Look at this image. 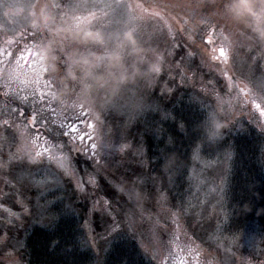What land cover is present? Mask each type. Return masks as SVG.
I'll return each mask as SVG.
<instances>
[{
    "label": "rangeland",
    "instance_id": "374dc122",
    "mask_svg": "<svg viewBox=\"0 0 264 264\" xmlns=\"http://www.w3.org/2000/svg\"><path fill=\"white\" fill-rule=\"evenodd\" d=\"M56 1L0 0V118L15 120L16 113L11 112L10 109L21 108V105L30 103L33 94L36 97L42 95L45 103H50L53 108L65 112L64 115L68 117L83 108L98 115L100 121L113 130L117 126H122V135L133 145L137 161H142L146 167L144 148L132 143L133 140L129 136L132 120L123 111H101L109 104L121 99L138 97L142 91H145V99L148 102L155 96L154 90L156 84L160 83V75L165 77L166 74L168 79L162 81L166 85L162 91L172 93V85L188 88L199 94L204 103L211 105L209 110L219 106L232 120L235 113L234 125L240 126L244 120L249 121L250 106L246 104L243 96L224 95L222 88L224 81L218 69L225 66L235 70L238 75L245 73L257 95L264 96V0H251V3L246 5L237 3V0H229L227 8L222 9L218 4L214 11H208L201 3L202 0H72L65 5V10L62 12L49 9ZM59 11L62 15L69 16L63 19L65 22L62 26L50 22V16ZM79 17L81 21L80 23L78 21V24L81 28L77 30L72 22ZM83 18L87 22L82 24ZM89 25H93L97 31L95 36L100 40L99 42L88 40L86 30L93 29ZM163 32L166 35L170 32L171 39L181 36L185 41L188 40L184 46L194 53L192 57L186 55L182 62L186 66L183 81L175 71H171V64L175 59L174 55L172 57L167 55L171 52L168 50L169 41L167 44L162 43L166 47L165 50H161L157 45L161 43H153L154 39L162 37ZM208 38L214 41L213 46L206 44L205 40ZM111 45L114 47L111 48ZM181 46L183 45L175 47V54L177 50L181 54V50L183 51ZM217 47H224L231 54L230 62L225 66L211 60V57L216 55ZM103 48L108 53L105 55L108 58L102 57ZM198 51L204 54L208 63L201 61V56L196 54ZM258 59H262L260 67L256 66ZM155 68L161 70L159 75L152 70ZM218 94L221 96L215 100ZM149 95L151 98L148 97ZM151 103L149 104L154 107V102ZM25 108L27 109H24L25 115L29 116L30 109L28 106ZM113 114L118 121L109 119L113 118ZM46 115L58 121L63 120V117L51 116V113ZM123 115L122 120L125 122L120 123V117ZM84 119L95 123L91 115ZM65 122L72 121L68 119ZM50 127L56 130L59 124ZM211 159L207 161L196 159L202 162V168L197 172L195 167L193 171L200 173L201 178L207 176L209 180L214 181L211 187L217 190L225 187V191H228L227 177L230 170L227 159H215L212 161V166L207 167ZM17 166L19 169L15 174L23 173L28 167L38 173L55 169L54 165L47 162L32 166L26 164ZM104 175L108 174L105 172ZM84 179L87 180L89 177L85 176ZM91 179L98 181V176L93 174ZM108 179L111 180L112 177L108 176ZM65 181H69L68 178H64L48 190L65 187ZM69 183L77 191L74 183L70 181ZM25 185L23 183V186L21 185L23 191L20 189L18 192L22 204L13 209L21 214L19 227L27 217L23 213V207L29 208L31 198L35 200L33 196L25 193L28 190ZM29 185L30 190L33 186L40 193L46 192L44 188L31 186V183ZM158 187L163 186L158 184ZM84 188L91 196L93 186L85 184ZM150 189L151 185H149L148 199L142 201L143 195L137 196L142 201L145 217L152 218L145 223L151 226L158 220L160 224H164L165 220L161 218L164 214L160 213L157 199H153ZM114 191V189L105 191V194L109 195L107 199L111 200ZM134 192L137 195V189ZM166 194L170 199L172 198L173 203L177 202L170 192ZM78 195L80 199L88 201L91 209L95 202L84 199V193L78 192ZM197 196L198 200H192V207L181 222L187 228L189 235L194 239L198 236L197 243L212 254L208 259L214 257L219 260L227 248H231L238 260H254L260 255V250L264 246L257 244L254 229L248 230L246 234H240L242 247L237 249L224 239L228 233L214 234L213 231L198 226L197 221L202 217L216 216L217 222L223 223L224 217L228 214L226 196L222 200L216 193L206 197L203 191ZM185 206L188 207V204ZM101 207H103L102 203L96 204V208ZM163 207H170V204L164 202ZM107 211L115 215L116 211L122 209L113 204ZM91 213L88 211L84 223L86 236L90 242L91 233L87 230L91 227L90 221L96 228L97 235L102 234L106 221L110 222L104 213L97 212L95 217ZM2 218L0 216V219ZM12 222L15 224L17 220L13 218ZM118 234L132 236L139 244L136 235L122 226L100 244L102 252L109 247L111 238ZM10 237L13 243L17 241L16 236L10 235ZM185 243L187 241L182 235L180 244L183 246ZM142 252L147 260L155 264L149 253L143 249ZM18 257L20 259L19 253Z\"/></svg>",
    "mask_w": 264,
    "mask_h": 264
},
{
    "label": "snow or ice",
    "instance_id": "6c2138e0",
    "mask_svg": "<svg viewBox=\"0 0 264 264\" xmlns=\"http://www.w3.org/2000/svg\"><path fill=\"white\" fill-rule=\"evenodd\" d=\"M205 42L207 45H214V41L210 38ZM172 47H179V45L173 43ZM215 52L216 55L211 57L212 62H218L224 66L230 62L229 50L217 47ZM196 54L201 56L203 63H208L203 53L198 51ZM167 55L172 56V52H168ZM193 55V52H187L188 57ZM183 60L184 57H181L180 61H173L171 64V71H175L182 81L186 70V66L182 63ZM209 66L211 65L209 64ZM218 71L224 81L222 85L224 95L243 96L246 104L250 106L249 121L259 129L261 135H264V96L257 95L245 73L238 75L235 70H230L226 66L219 68ZM219 96L221 95L218 94L216 97ZM197 105L203 109V112L195 111ZM25 106L30 109L29 116L25 115L24 107H21L10 109L11 112L16 113L15 120L0 118V216L3 217L0 219V264H20L18 250L22 245L19 241L13 243L10 237V232L19 227L18 221L21 215L13 211L17 205L22 204L18 198L19 189L16 184L23 186L25 180H30L37 188H44L47 191L48 188L55 187L64 178H68L70 182L74 183L78 192L84 193V199L95 202L89 212L104 213L110 219V222L106 221L104 224V230L100 235H97L92 221H90L91 227L87 228L91 233V243L96 246L98 252L102 250L100 247L102 242L109 239L119 228L125 226L136 235L140 246L150 254L155 264H264V248L260 250V255L254 260H238L231 248L225 249L224 255L219 260L214 257L208 259L212 254L203 249L197 243L199 237L194 239L190 236L187 228L182 224V219L187 216L189 208L192 207V200H198V193L203 191L206 197L216 193L222 200L224 196H227L225 187H220L217 190L210 186L214 181L209 180L207 176L201 178L200 173L193 171V174L188 176L187 193L190 194L187 200L188 207L185 206L183 197L173 203L172 198L170 199L166 194V192L172 191L171 176L167 175L168 187L166 189L158 187L161 177L166 176L162 169V165L167 159L165 152L157 154L153 158L152 167L146 168L142 161H137L133 145L128 143L127 137L122 135V126H117L113 130L100 121L98 115L83 108L71 117L65 116V112L53 108L50 103H45L42 95L36 97L33 94V100ZM210 106V104L201 101L196 94L189 97L188 112L191 119L188 122L193 128L197 129ZM151 107L145 99V91H142L138 97L121 99L109 104L101 111H123L130 120L140 121L150 115ZM46 113H51L53 117H63V120L52 119ZM89 115L93 116L95 123L84 119ZM169 117L170 114L166 116V118ZM234 118L235 113L233 120ZM68 119H71L72 122H65ZM57 123L59 124L58 129L54 130L50 127ZM177 123L182 131H187L183 119ZM152 124L155 126L156 121L153 120ZM202 148L215 149V152L207 154L212 158L207 163V167H211L212 161L219 159L221 155L226 159H230L232 156L231 148H223L221 141L209 143L200 138L191 149L195 159H201ZM79 158H83L87 168L79 166ZM42 162L54 165L55 169L50 172L38 173L28 167L23 173L14 174V169L19 164L32 166ZM181 167H184L183 161L178 169ZM105 172L108 174L107 176L104 175ZM155 173L160 175H154ZM93 174L99 176V182L91 179ZM85 176L89 179L85 180ZM108 176H111L112 179L109 180ZM85 184L93 186L91 196L85 192ZM149 185H151L153 199H157L160 213L164 214L161 217L165 220L164 224H160L158 220L151 226L145 223L146 220L152 219L150 216L145 217V210L141 203L148 199ZM107 189L115 190L111 200L107 199L109 195L105 194ZM135 189H139L143 194L142 201L137 198ZM261 199L264 200V194ZM164 202L170 204V207H163ZM29 203L32 205L31 209L23 207V213L27 217L40 221L48 215L49 205L52 201L45 200L43 204L40 202L33 204L32 201ZM97 203H102L103 207L96 208ZM113 204L122 211H116L115 215L108 212V207ZM259 214L264 216V210H261ZM230 217L231 213L224 217L223 223H219L216 216H205L198 220L197 224L206 230L213 231L214 234L228 233L224 239L239 249L242 247L240 234L229 232L227 229ZM13 218L17 220V223L12 222ZM193 233H195V229H193ZM182 235L187 241L183 246L180 244ZM261 244H264V238H261Z\"/></svg>",
    "mask_w": 264,
    "mask_h": 264
},
{
    "label": "trees",
    "instance_id": "16d2710c",
    "mask_svg": "<svg viewBox=\"0 0 264 264\" xmlns=\"http://www.w3.org/2000/svg\"><path fill=\"white\" fill-rule=\"evenodd\" d=\"M71 1L57 0L49 9L62 12L65 10V5ZM228 2L229 0L201 1L208 11L216 10L218 4L222 9L227 8ZM60 11L50 16V22L57 26H62L65 22L63 19L69 17L68 14L62 15ZM75 20L71 22L78 30L81 28V25L78 24L81 17ZM84 22L87 21L83 18L82 24ZM89 27L93 29L86 30L88 40L99 42L100 40L95 36L97 31L94 26L89 25ZM169 33L166 35L163 32L162 37H157L153 43L167 44L169 41L168 50L172 52V56L174 55V61H180L181 57L185 59L188 50L184 44L188 40L185 41L181 36L180 38L175 37L176 40L171 39ZM173 43L183 45L181 54L178 50L176 54L174 53L176 49L172 47ZM161 44L157 45L161 47V50H165L166 47ZM113 47L111 45V48ZM101 53L102 57L108 58L105 56L108 53L104 48ZM257 63L256 66L260 67L262 59H258ZM166 78V74L165 77L160 75V83L156 84L154 90L155 96L148 101V103L154 102L155 106L151 107L150 115H147L145 119L132 120L129 126V136L133 140L132 143L144 148L147 160L146 168L152 167L153 158L160 152H165L167 159L172 152H176L180 156L184 167L180 169L176 167L170 171L169 176L172 178L170 194L176 201L183 197L185 205H187L190 195L187 193L188 176L193 174L195 167L197 172L202 168V162H198L191 151L192 147L200 140L201 133L188 122L191 119L188 112L189 97L196 93L180 85H178L179 87L172 85V93L162 91V88L166 87L162 81H165ZM168 95H172V97H168ZM196 95L199 96V94ZM148 97L151 98L150 95ZM199 99L202 101L200 97ZM21 107L26 109L23 105ZM195 111L201 113L203 109L197 105ZM168 114L170 117L166 118ZM112 117L109 119L118 121L114 114ZM123 118L124 115L120 117V123L125 122L122 120ZM181 119L184 120L187 131H182L179 127L177 122ZM153 120L156 121L155 126L152 124ZM221 144L223 148L230 147L232 151L231 158L227 159L230 171L227 177L228 191L225 200L227 214L231 213L227 229L241 235L254 229L257 244L260 243V246H264L261 244V238H264V216L259 214L261 210H264V200L261 199L264 194V135H261L255 125L244 120L240 126H232V130L228 132ZM209 152H215V149L202 148L199 160L207 161L210 158L207 156ZM219 158L226 159L222 155ZM79 166L87 168L83 158H79ZM17 169H19L18 166L14 169V174ZM154 175L160 174L155 173ZM8 178L11 179V177ZM26 182H23L26 184L25 188L28 189L25 193L34 197L35 200L32 198L30 200L33 204L37 202L43 204L45 200H51L52 203L49 205L48 215L42 220L25 217V221L15 232L16 235L10 232V235L16 236L17 241L22 245L18 250L21 264H154L146 259L141 246L135 238L129 235L114 236L111 238L109 247L104 252L102 250L98 252L97 248L88 240L84 228L90 209L88 201L79 198L78 192L73 189L69 181H65V187L43 193L38 192L30 180H26ZM30 183L32 190L29 189ZM159 185L167 188L168 176L161 177ZM16 187L23 191L21 185L16 184ZM31 207L30 203L29 208L31 209ZM91 215L95 217L97 213L93 214L92 212Z\"/></svg>",
    "mask_w": 264,
    "mask_h": 264
},
{
    "label": "clouds",
    "instance_id": "9594fccd",
    "mask_svg": "<svg viewBox=\"0 0 264 264\" xmlns=\"http://www.w3.org/2000/svg\"><path fill=\"white\" fill-rule=\"evenodd\" d=\"M237 3L246 5L251 3V0H237ZM157 75L160 74L159 68L152 69ZM217 100V97L215 98ZM234 121L225 114L219 106L214 107L212 110H208L201 120L197 130L201 133V139L209 143L219 142L226 138L228 132L232 130ZM182 163L180 156L176 152H172L168 159H166L162 169L165 175H169L171 170L179 167ZM139 189H137V196H142Z\"/></svg>",
    "mask_w": 264,
    "mask_h": 264
}]
</instances>
